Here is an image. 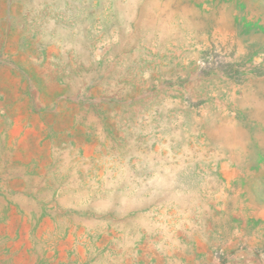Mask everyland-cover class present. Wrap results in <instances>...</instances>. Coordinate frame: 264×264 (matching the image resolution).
<instances>
[{"label":"rangeland","instance_id":"374dc122","mask_svg":"<svg viewBox=\"0 0 264 264\" xmlns=\"http://www.w3.org/2000/svg\"><path fill=\"white\" fill-rule=\"evenodd\" d=\"M0 264H264V0H0Z\"/></svg>","mask_w":264,"mask_h":264}]
</instances>
